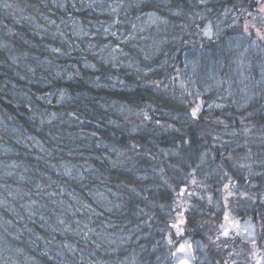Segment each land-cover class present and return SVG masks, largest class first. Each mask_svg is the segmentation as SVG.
Listing matches in <instances>:
<instances>
[{"label": "trees", "instance_id": "1", "mask_svg": "<svg viewBox=\"0 0 264 264\" xmlns=\"http://www.w3.org/2000/svg\"><path fill=\"white\" fill-rule=\"evenodd\" d=\"M203 5L238 36L258 1L0 0V264H172L191 185L198 264L264 254V67L198 97L238 41L201 36ZM228 213L255 243L223 235Z\"/></svg>", "mask_w": 264, "mask_h": 264}, {"label": "rangeland", "instance_id": "2", "mask_svg": "<svg viewBox=\"0 0 264 264\" xmlns=\"http://www.w3.org/2000/svg\"><path fill=\"white\" fill-rule=\"evenodd\" d=\"M99 1L103 2L104 0ZM202 1L205 4L207 2V0ZM257 1V11L252 12V14H250L249 17L245 19L241 34L238 36H236L237 31H235L233 28V25L235 23L233 19L235 18V16L231 15L229 17L227 11H222L221 13H219V6H217V11L213 8H209V5L202 6L203 11L204 8L206 9V11L203 12V15L201 17V20H203L204 23L202 25H199L201 36L203 38H206L207 40H215L217 33L221 32L224 37L236 38L238 39V41L235 45H238L241 48V53L243 54L239 56L236 51L233 50V47L235 45L228 46V49H226L228 52V56L225 57L224 63L219 64L218 66L225 70L227 80L212 73H209L203 78V92L199 93L198 97H207L206 100H208L209 103L212 102L215 105L220 103L215 98L216 95L219 94V91H217V85L226 84L228 87H230V81L228 79H234L237 76V73H244L243 75L248 79V76L252 73V69L255 66L264 67V54L257 53L255 49L253 51L254 56L252 55L255 58V61H252L250 66L246 65V53L253 46L255 47V45L253 44L254 42L259 41L264 51V0ZM218 23L222 25L220 30L217 28ZM207 65L208 62L206 63V66ZM191 66H193V64H191ZM259 82L261 83L262 80H260ZM198 110H200L199 105L196 104V109L193 111L195 112V116H197ZM199 186L200 185H191L183 187L180 190V196L177 199L176 213L172 223V227L173 234L177 238L184 239L178 245L173 246V248L170 247V258L172 260V264H182L183 261H187L188 264H198L197 261L199 254L201 255L204 249L206 250L207 254L212 251V247L210 245L200 246L190 238L186 237L183 227L184 212L189 208V206L193 204V198L195 196H204V193L201 194ZM222 233L224 236H241L244 241L252 244L255 243L258 239V227L252 220H241L235 218L231 213H228L225 216ZM224 233H227V235H225ZM172 245H174V242H172ZM181 248H183L184 250L181 251ZM167 249L169 251V247ZM248 255L250 257L244 255L240 258V260L239 258H236L230 264H264V254L260 253L255 247L250 250Z\"/></svg>", "mask_w": 264, "mask_h": 264}, {"label": "snow or ice", "instance_id": "3", "mask_svg": "<svg viewBox=\"0 0 264 264\" xmlns=\"http://www.w3.org/2000/svg\"><path fill=\"white\" fill-rule=\"evenodd\" d=\"M193 115H195V112H193ZM224 234L227 235V233H224ZM183 250H184V249L181 248V251H183ZM182 264H188V262H187V261H183Z\"/></svg>", "mask_w": 264, "mask_h": 264}]
</instances>
